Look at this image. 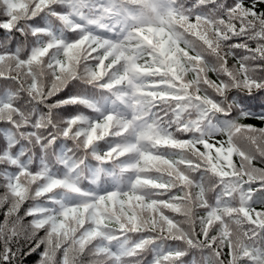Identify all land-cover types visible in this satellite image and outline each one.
<instances>
[{
	"label": "snow or ice",
	"instance_id": "obj_1",
	"mask_svg": "<svg viewBox=\"0 0 264 264\" xmlns=\"http://www.w3.org/2000/svg\"><path fill=\"white\" fill-rule=\"evenodd\" d=\"M86 2L0 0V81L15 85L0 98V124L7 126L0 129V264H29L37 252L36 264H264V127L244 122H264V112L229 99L233 90L264 91L258 75L264 63H256L264 62V0L172 3L164 46L137 40L136 49L121 47L115 56L116 45L87 28ZM21 38H32L27 54L9 47ZM144 52L151 58L144 67L163 69L144 109L150 142L166 141L174 151L151 195H137L132 185L127 199L139 211H117L108 206L116 191L79 187L82 161L72 149L53 151L64 139L91 150L101 164L110 162L117 148L100 154L96 145L112 116L77 114L58 122L57 108L96 105L82 96L48 101L73 81L96 84L117 59L130 68ZM20 93L48 111L25 110L16 102ZM37 148L33 168L27 157ZM50 151L66 169L63 176L52 170ZM110 175L118 184L120 175ZM58 190L80 198L62 199Z\"/></svg>",
	"mask_w": 264,
	"mask_h": 264
},
{
	"label": "trees",
	"instance_id": "obj_2",
	"mask_svg": "<svg viewBox=\"0 0 264 264\" xmlns=\"http://www.w3.org/2000/svg\"><path fill=\"white\" fill-rule=\"evenodd\" d=\"M180 2L189 4L191 0H87L86 3L81 5V8L83 9V15L87 18L85 22L91 33L108 38L111 44L116 45L115 49L121 47L136 49L137 40L143 41L148 48L157 43L160 46L165 45L166 17L171 9V4ZM57 26L59 27V25ZM135 29H138L139 33ZM177 29L184 31L179 24H177ZM129 34H131V39ZM64 35L68 39H74L77 36L76 33L67 31ZM134 36L137 38L133 39ZM31 46L32 38L27 40L21 38L18 44H9L10 48H20L24 54L30 51ZM111 59L112 57H109V60ZM150 62L151 58L147 52L138 55L135 63L130 68L123 58L117 59L110 68L103 71L100 80L96 84L89 85L83 81H73L61 93L48 101L49 104H54L69 97L82 96L96 105L95 107L66 105L57 108L55 111L58 122L60 118L73 117L77 114H84L91 119L103 115L112 116V120L107 121L108 127L105 130L104 139L96 145V152L100 154H103L110 145L117 148V151L110 158V162L101 164L94 159L91 150L89 153H85L73 146L71 141L64 139L56 141L53 151L58 154L62 149H72L73 158L82 161L77 169L80 176L79 187L84 193L116 191L119 194L118 198L109 202L108 206L110 208L114 206L117 211H129L132 208L139 211L137 202L127 199L133 193L132 185L136 184L137 195H151L154 191V179L167 176L170 171L165 157L172 155L174 150L166 141L158 139L154 145L150 142L149 129L152 126L146 123L147 113L144 111L146 98L151 95L148 90L156 86L154 82L159 81L163 69L148 68V70L142 71L140 78L137 79L139 87L131 88L128 86L129 78L137 73L138 63L145 65ZM256 63L264 62L257 61ZM234 64L235 61L229 57V66ZM258 75H264V73H258ZM209 77L211 79L216 78L212 73H209ZM185 78H190V74ZM101 84H107L108 86L101 87ZM141 89L143 91H140ZM14 91V84L6 86L4 81H0V98H3L5 93ZM152 98L155 99L154 96ZM229 99H234L241 107L254 114L264 112V107H261V105H264V91L248 95L233 90L229 94ZM16 102L28 111H48L44 105H36L31 102L23 93L19 94ZM150 111L159 112L160 109H150ZM3 118L7 119L8 117L5 115ZM244 122L264 127V122L259 120L249 119ZM5 127L7 126L0 124V129ZM3 140L4 137L0 135V142H3ZM20 143L21 145L24 144L23 141ZM32 152L34 155L27 157V159L33 161L32 167L35 168L39 163L40 150L37 148L33 149ZM234 159L238 160V158ZM49 163L53 171L60 176L64 175L66 169L51 151ZM112 170L120 175L118 184L113 182L110 175ZM58 194L62 199L69 201L80 198L79 193L65 192L64 190H58ZM36 202L39 201L28 203ZM168 214L175 215L173 213ZM144 215L147 216L148 214L144 213ZM176 218L181 219L178 216ZM110 227L115 228L116 225H110ZM28 260L29 264H36L39 260L38 252L33 253Z\"/></svg>",
	"mask_w": 264,
	"mask_h": 264
},
{
	"label": "rangeland",
	"instance_id": "obj_3",
	"mask_svg": "<svg viewBox=\"0 0 264 264\" xmlns=\"http://www.w3.org/2000/svg\"><path fill=\"white\" fill-rule=\"evenodd\" d=\"M119 52H120V48H114L113 49V54L114 55H118L119 54ZM145 69H147L146 67H144V64H142V63H138V66H137V72H138V74H136V73H134L133 75H132V82H133V84H134V87H136V86H138L139 87V84L137 83V79L140 77V72L141 71H143V70H145Z\"/></svg>",
	"mask_w": 264,
	"mask_h": 264
}]
</instances>
